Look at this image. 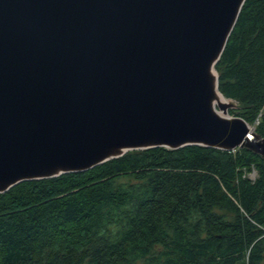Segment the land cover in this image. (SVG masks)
Instances as JSON below:
<instances>
[{"label": "water", "instance_id": "95a60500", "mask_svg": "<svg viewBox=\"0 0 264 264\" xmlns=\"http://www.w3.org/2000/svg\"><path fill=\"white\" fill-rule=\"evenodd\" d=\"M245 2L0 0V193L155 147L264 157L216 70Z\"/></svg>", "mask_w": 264, "mask_h": 264}, {"label": "trees", "instance_id": "16d2710c", "mask_svg": "<svg viewBox=\"0 0 264 264\" xmlns=\"http://www.w3.org/2000/svg\"><path fill=\"white\" fill-rule=\"evenodd\" d=\"M216 70L264 137V0H246ZM139 262L264 264V158L155 147L0 193V264Z\"/></svg>", "mask_w": 264, "mask_h": 264}, {"label": "rangeland", "instance_id": "374dc122", "mask_svg": "<svg viewBox=\"0 0 264 264\" xmlns=\"http://www.w3.org/2000/svg\"><path fill=\"white\" fill-rule=\"evenodd\" d=\"M231 115V114H230ZM232 116H234V115H232ZM258 123L259 122H257V123H255V124H250L249 123V125L251 126V128L257 133V134H259L258 132H257V125H258ZM262 138H264L261 134H259ZM245 149H248V150H250V151H253V150H251V149H249V148H246V147H244ZM241 149H243V148H241ZM254 152V151H253ZM254 153H256V152H254ZM256 154H258V153H256ZM260 155V154H259ZM261 157H263L262 155H260ZM264 158V157H263ZM246 175H247V177H249V178H251L252 180H255L256 178H257V171H256V168L254 167V166H252V169L250 170V171H247L246 172ZM122 180H126V177H122L121 178ZM138 264H144L143 262H139Z\"/></svg>", "mask_w": 264, "mask_h": 264}, {"label": "bare ground", "instance_id": "6f19581e", "mask_svg": "<svg viewBox=\"0 0 264 264\" xmlns=\"http://www.w3.org/2000/svg\"><path fill=\"white\" fill-rule=\"evenodd\" d=\"M220 100H221V102H226L227 101L226 98H224L221 94H220Z\"/></svg>", "mask_w": 264, "mask_h": 264}]
</instances>
